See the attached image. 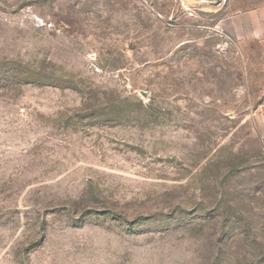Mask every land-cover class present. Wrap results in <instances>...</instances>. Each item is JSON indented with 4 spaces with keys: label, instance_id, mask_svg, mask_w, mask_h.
Masks as SVG:
<instances>
[{
    "label": "rangeland",
    "instance_id": "obj_1",
    "mask_svg": "<svg viewBox=\"0 0 264 264\" xmlns=\"http://www.w3.org/2000/svg\"><path fill=\"white\" fill-rule=\"evenodd\" d=\"M205 1L0 0V264H264V0Z\"/></svg>",
    "mask_w": 264,
    "mask_h": 264
},
{
    "label": "water",
    "instance_id": "obj_2",
    "mask_svg": "<svg viewBox=\"0 0 264 264\" xmlns=\"http://www.w3.org/2000/svg\"><path fill=\"white\" fill-rule=\"evenodd\" d=\"M222 5H223V1L219 0V1L215 2V3L205 1V2L202 3L201 6H208V7H212V8L217 9V8H219Z\"/></svg>",
    "mask_w": 264,
    "mask_h": 264
},
{
    "label": "trees",
    "instance_id": "obj_3",
    "mask_svg": "<svg viewBox=\"0 0 264 264\" xmlns=\"http://www.w3.org/2000/svg\"><path fill=\"white\" fill-rule=\"evenodd\" d=\"M259 241V240H258ZM262 243V242H261ZM261 248H263L262 246H260Z\"/></svg>",
    "mask_w": 264,
    "mask_h": 264
}]
</instances>
